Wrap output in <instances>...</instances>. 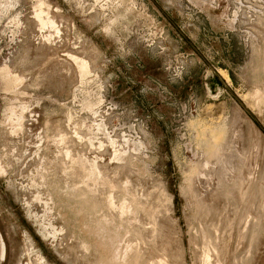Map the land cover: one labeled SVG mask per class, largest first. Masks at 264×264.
<instances>
[{"label": "rangeland", "instance_id": "374dc122", "mask_svg": "<svg viewBox=\"0 0 264 264\" xmlns=\"http://www.w3.org/2000/svg\"><path fill=\"white\" fill-rule=\"evenodd\" d=\"M0 264H264V0H0Z\"/></svg>", "mask_w": 264, "mask_h": 264}, {"label": "bare ground", "instance_id": "6f19581e", "mask_svg": "<svg viewBox=\"0 0 264 264\" xmlns=\"http://www.w3.org/2000/svg\"><path fill=\"white\" fill-rule=\"evenodd\" d=\"M51 20V19H50ZM83 66V65H82ZM245 115V114H244ZM138 229V228H137ZM209 256V255H208Z\"/></svg>", "mask_w": 264, "mask_h": 264}]
</instances>
